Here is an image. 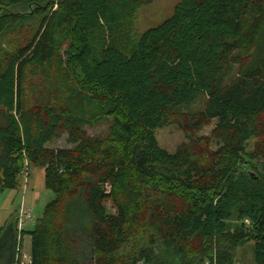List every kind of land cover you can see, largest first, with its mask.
Returning a JSON list of instances; mask_svg holds the SVG:
<instances>
[{"label": "trees", "instance_id": "16d2710c", "mask_svg": "<svg viewBox=\"0 0 264 264\" xmlns=\"http://www.w3.org/2000/svg\"><path fill=\"white\" fill-rule=\"evenodd\" d=\"M153 1L0 0V192L33 165L54 194L33 229L0 226V264H20L19 231L30 264H241L248 242L264 264V0H179L136 38Z\"/></svg>", "mask_w": 264, "mask_h": 264}, {"label": "rangeland", "instance_id": "374dc122", "mask_svg": "<svg viewBox=\"0 0 264 264\" xmlns=\"http://www.w3.org/2000/svg\"><path fill=\"white\" fill-rule=\"evenodd\" d=\"M179 0H154L152 3L143 6L137 13L134 25H133V33L136 38L140 37L142 33L148 30L151 27L158 26L166 21L169 17L174 13L175 7ZM57 7V6H56ZM15 10H22V6L14 7ZM28 25H33L36 28V24L32 21L28 20ZM33 28V29H34ZM33 32V30L31 31ZM25 34V32H24ZM23 33H17L16 35H11L8 38L19 37L20 41H23L25 36ZM68 48V44H64L62 47V54H64L65 49ZM41 80V75L38 76V73H29L28 80L26 82V93L28 98H31L35 91H38L39 81ZM205 102V98H200L197 100L191 107L190 110H196L203 107ZM112 124L111 118H106L100 124L95 127L87 126V130L89 133L94 135L106 136L109 133L110 125ZM215 126V122L211 127L204 129L205 133H210L212 128ZM157 139L160 145L170 152H174L177 146L186 140L185 132L180 128V126L176 124L167 125L161 129L156 131ZM67 134H64L60 138H56L49 142V146L56 147H65L67 146ZM252 142H249L246 145L247 150H251L252 146H250ZM257 164V161L255 162ZM260 163H264L261 160ZM252 175L257 176V171L252 170ZM35 179V180H34ZM44 175L43 171L39 167H32L31 170V181H29L27 187H24V180L21 179L20 184L15 189H5L0 192V226H3L10 216L12 211L20 210L22 208L30 209L31 214L33 215L32 219H30L29 224L25 222L23 224L24 229L34 228L36 224V220L41 216L45 201L43 198L40 201H37L35 194L38 191H44ZM26 197V203L22 204V198ZM109 211L114 212V207L111 203H108ZM18 215V214H17ZM19 240L22 245L19 247L18 258L20 260V264H30L31 253H32V238L29 234L22 235V232L19 231ZM253 242H248L243 246H240L235 251V260L241 264H253Z\"/></svg>", "mask_w": 264, "mask_h": 264}, {"label": "crops", "instance_id": "0c3cea01", "mask_svg": "<svg viewBox=\"0 0 264 264\" xmlns=\"http://www.w3.org/2000/svg\"><path fill=\"white\" fill-rule=\"evenodd\" d=\"M32 167H35L33 165H30L28 168L24 169V171L22 172L21 176H20V181L21 179L24 180V187L26 188L29 181H31V170H32ZM42 169V168H41ZM43 171V175H44V184H45V170L42 169ZM35 180V179H34ZM20 181H19V184H20ZM18 187V186H17ZM45 190L44 191H38L35 196H36V199L37 201H40L42 198H43V201H45V204H44V207L45 205L47 204V202L52 199V197L54 196V194L46 187V184H45ZM22 206H23V203H26V197L23 196L22 198ZM24 207V206H23ZM23 209H26L25 207ZM27 211L31 212L30 209H26ZM15 211H12L11 213H14ZM19 213L18 210H16V217H17V214ZM33 217V215H32ZM32 219V218H31ZM30 222V219L27 220V224H29ZM23 229V228H22ZM30 229V228H27V230ZM33 229V228H31ZM31 261V259H30Z\"/></svg>", "mask_w": 264, "mask_h": 264}, {"label": "built area", "instance_id": "2783aa9c", "mask_svg": "<svg viewBox=\"0 0 264 264\" xmlns=\"http://www.w3.org/2000/svg\"><path fill=\"white\" fill-rule=\"evenodd\" d=\"M32 218V214L31 212L27 211L26 209H21L20 212L17 215V219H18V227L21 230L23 227V224L25 222H27L28 219ZM31 263V261H30Z\"/></svg>", "mask_w": 264, "mask_h": 264}]
</instances>
